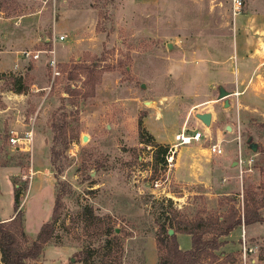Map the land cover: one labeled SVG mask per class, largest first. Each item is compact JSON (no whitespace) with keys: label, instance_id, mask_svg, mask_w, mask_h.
I'll list each match as a JSON object with an SVG mask.
<instances>
[{"label":"rangeland","instance_id":"1","mask_svg":"<svg viewBox=\"0 0 264 264\" xmlns=\"http://www.w3.org/2000/svg\"><path fill=\"white\" fill-rule=\"evenodd\" d=\"M263 1L245 0L243 12ZM234 20L231 0H0V167L20 168L11 181L14 197L15 184L22 188L21 208L35 170L22 208L29 229L51 220L57 193L64 196L55 236L26 264H84L87 248L96 253L91 264H100L109 241L114 253L122 244L121 264H154L159 223L183 228L201 219L219 223L232 206L242 205L245 190L261 191L264 115L244 106L239 111L240 105L230 109L219 99V64L211 57L222 43L210 39L234 35ZM223 47L232 53L228 42ZM39 50L49 52L38 59L26 54ZM53 55L60 75L48 64ZM231 60L240 66L234 53ZM19 85L26 90L16 92ZM197 111L216 118L206 125L196 119ZM190 115L188 132L207 127L206 138L179 146L181 159L172 165L156 162L157 147L148 135L140 137V120L145 133H151L148 125L167 128L169 142L155 140L170 147L172 134ZM53 121L60 128L57 143ZM28 130L31 148L10 142ZM212 143L225 153L204 155L202 147ZM241 155L255 158L243 187L232 164ZM0 188V216H7L15 200L1 173ZM88 205L100 217L95 224L81 214ZM108 226L116 229L118 241L115 232H106ZM24 227L31 243L37 234L28 232L25 221ZM216 227L211 224L204 237H213ZM245 231L252 251L245 254L242 235L222 236L225 245L215 250L208 245L202 263L264 264V223ZM179 233V244L190 249L191 236ZM252 234L257 236L249 238ZM57 247L74 259L58 263Z\"/></svg>","mask_w":264,"mask_h":264},{"label":"trees","instance_id":"2","mask_svg":"<svg viewBox=\"0 0 264 264\" xmlns=\"http://www.w3.org/2000/svg\"><path fill=\"white\" fill-rule=\"evenodd\" d=\"M84 68H87L84 66ZM26 90L25 87L19 85L16 92L22 93ZM140 137L145 139V136L150 137V141L154 147H157L156 162H164L168 151V146L158 143L151 133H145L143 121L140 120ZM52 129L55 132L54 142L57 143L61 137L59 134V125L52 122ZM61 132V131H60ZM67 141L65 140V144ZM55 151V147H54ZM3 148L0 147V154ZM14 207L15 213L9 220L0 219V264H26L28 260H34L41 256L46 244L55 236L56 225L61 216L63 208V193L60 191L56 195L55 204L53 207L51 220L45 222L36 238L29 243L28 235L24 227V212L20 206L22 188L15 184ZM264 186H261V191L254 192L253 190L244 191L242 205L236 208L232 206L227 215L222 216V220L213 222L208 219H201L193 227H180L173 223H159L158 234L156 238L158 248L157 264H203L202 257L210 247L215 250L225 245L226 241L220 239L222 236H229L234 229L241 225H250L256 222H264ZM83 216L95 221H100V217L95 214L93 206H85L82 213ZM220 218V217H219ZM216 224V232L213 237H204V232L209 229L210 225ZM169 229H173L174 233L169 234ZM109 233H114V240L118 241L116 229L112 226L107 227ZM178 232L187 233L192 238V247L188 250H183L180 247L177 234ZM121 243H118V250L114 253L112 242L109 241L103 248L107 251L104 253L100 264H121L120 248ZM82 262L91 264L94 259L95 250L91 248L85 249L83 252Z\"/></svg>","mask_w":264,"mask_h":264},{"label":"crops","instance_id":"3","mask_svg":"<svg viewBox=\"0 0 264 264\" xmlns=\"http://www.w3.org/2000/svg\"><path fill=\"white\" fill-rule=\"evenodd\" d=\"M233 28H234V35H230L228 37L219 35L217 37L215 36L214 38L210 39L211 42L217 41L218 43H222L221 46L211 49V53L213 54L211 57L214 58L213 59L214 63L219 64V65H215V69H217L216 72L218 73L217 76L215 77V80L219 82L218 90H220V88L223 87L225 90L230 92L227 98L223 99V103L225 105H226V100H229L230 109H233V108L235 109L237 108L236 105H240L239 111H240V108L244 106L245 108L256 109L264 115V112L262 111V106H261V105H264L263 104L264 103V70H263L264 60H262L263 59L262 57L264 55V1L261 4L257 3V5H254L252 3L249 7V10L235 17ZM239 30L243 31V34H244L243 36L239 34L240 32ZM226 42H228L229 48H232L231 46H233L232 53L229 52V55L224 53L225 50L223 46H224V43ZM233 53L234 55L238 56V58L240 59L239 67L237 65H235L236 66L235 67L231 63ZM56 54L58 53L56 52ZM216 57H219V59L216 60ZM207 59H209V57ZM221 63L225 64V66H221L222 65ZM252 105H255V108H253ZM197 113H199V111H197ZM202 113H205V112H202ZM191 115L188 116V118H185V120H183V122L180 125L181 129L184 127L185 124H186V127L188 126L189 121L191 120L190 119ZM215 118L216 117L214 113H212V122H214ZM196 119L199 120V118L197 117ZM196 126H203V123L201 121H197ZM148 127L158 142L160 143L169 142V141H166L165 139V136L168 137V134H169L167 133V130H166L167 128H164V130L160 128L158 129V131H156L155 128L149 125ZM195 128L199 129V127L198 128L195 127ZM199 130L204 131L205 134L207 131H209L207 127H205L204 129H199ZM216 130L219 131L220 128H217ZM178 132H180V130L176 131L175 133L177 134ZM176 134H172V135H176ZM218 136L220 137V134H218ZM174 141H175V136H174ZM202 150H204L203 154L207 155L206 152L210 150V147H207V146L202 147ZM179 153H176L177 154L176 160L181 159V156H180L181 153L180 154ZM232 164H233V168L239 170L240 172V168L237 165V163L233 161ZM235 164L237 166H235ZM17 171L19 174L20 172L19 167L17 168L15 166L0 167L1 176H3L6 179V181L10 183V192L12 193L13 197H14V191H13L14 189H13V184L11 180ZM253 171H254V168L252 172ZM248 172L250 171H247L242 174L240 173V178L242 180L241 187H243V178ZM33 173H35V170H33L32 168V175ZM32 175L30 178V182L28 184L25 197L28 196L30 186L33 183ZM201 182L207 183L206 184L207 186L209 185V183L206 182L205 180H202ZM54 194H55V186H54ZM25 197L22 202V208L25 206V201H26ZM14 213L15 211L10 215L0 216V219L9 220L14 215ZM259 223H264V222H256L250 225L238 226L236 229H234V231L230 234V236H235L239 238L243 233L245 234L247 233V231H245L247 228H249L252 231V229L255 228V226H257ZM43 224L44 223H40L38 227L35 228L34 230H33V227L29 229L27 225V218L25 219L26 229L28 230L29 233H32L33 235H36L39 232ZM240 230H243L242 233L236 235L237 232L240 233ZM180 234L181 233L177 235L178 239H179ZM255 236L257 235L252 234L249 236V238L250 237L254 238ZM236 245L237 244L235 243H230L228 247L230 246L235 247ZM180 247L183 250L189 249V248H183L181 245ZM49 250H50L49 247H47L45 250L47 257L49 256L48 255ZM53 254L56 255L55 258L58 259L57 261L58 263H61V262L66 263L69 259H72V260L74 259L70 255V251H68L67 249H64V247L54 248ZM157 262H154V264H157ZM77 264H80V263H77Z\"/></svg>","mask_w":264,"mask_h":264},{"label":"built area","instance_id":"4","mask_svg":"<svg viewBox=\"0 0 264 264\" xmlns=\"http://www.w3.org/2000/svg\"><path fill=\"white\" fill-rule=\"evenodd\" d=\"M245 6H246L245 0H231L232 13L235 17L243 13ZM65 37L66 36L61 35L59 39L64 40ZM46 52H49V51L39 50L36 53L26 52V54L28 57L32 56L33 58L38 59L41 53H46ZM54 52L55 50L54 51L52 50L51 55L54 54ZM48 64L53 69L54 75H60L61 72L57 67V60L54 55L48 60ZM202 138H206L204 131L199 130V129H194L193 132L190 134L185 124L184 127L181 129V131L175 135V142L168 148L167 154L165 156V160H166L165 162L168 165H172L173 161L176 158V153H177L179 146L198 142ZM32 141H33V131L32 130L26 131L23 136L12 135L10 137V142L13 143V145L17 144L19 149L31 148L30 146L32 144ZM210 151L214 155H222L225 153V149L220 143H212V145H210ZM254 161H255L254 157L247 158V157H244V155H241L238 161L236 162L240 168V173L242 174L247 171H252ZM156 185H159V183L156 182ZM242 239L244 241L243 246H244L245 254H246V250L252 251L253 248L246 246L247 238H246L245 233L242 234Z\"/></svg>","mask_w":264,"mask_h":264},{"label":"water","instance_id":"5","mask_svg":"<svg viewBox=\"0 0 264 264\" xmlns=\"http://www.w3.org/2000/svg\"><path fill=\"white\" fill-rule=\"evenodd\" d=\"M169 47L172 48L173 44L169 43ZM219 91H220L219 99L227 98V96L230 94V92L225 90L223 87L220 88ZM229 104H230L229 100H226V106H229ZM196 116L206 125H210L212 122V113H210V112L197 113ZM228 128H230V127H228ZM84 139L87 140V136H85ZM254 149L256 150V147ZM173 233H174V230L169 229V234L172 235Z\"/></svg>","mask_w":264,"mask_h":264}]
</instances>
